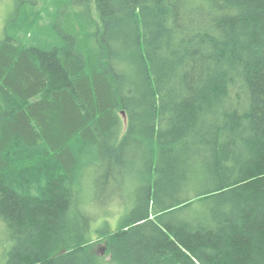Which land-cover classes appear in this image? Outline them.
Instances as JSON below:
<instances>
[{
    "label": "trees",
    "instance_id": "1",
    "mask_svg": "<svg viewBox=\"0 0 264 264\" xmlns=\"http://www.w3.org/2000/svg\"><path fill=\"white\" fill-rule=\"evenodd\" d=\"M72 8L0 40L4 264H264V0Z\"/></svg>",
    "mask_w": 264,
    "mask_h": 264
},
{
    "label": "rangeland",
    "instance_id": "2",
    "mask_svg": "<svg viewBox=\"0 0 264 264\" xmlns=\"http://www.w3.org/2000/svg\"><path fill=\"white\" fill-rule=\"evenodd\" d=\"M79 1L80 4L84 6L86 0ZM18 10H21L22 20L17 23V32H19V34L25 33L21 25L23 22H27L31 25L29 33L33 40H37L41 34V30L37 26V23H40L44 27L47 26V29L42 32L50 38L57 36L60 33V28L65 29L67 24L73 25L75 21L79 22L80 25L78 23L77 25L83 31L90 28V23L88 21L89 12L85 11L77 20L72 8V0H0V40L6 37L7 24L18 15ZM94 16H96V13ZM32 20H35V22L30 23ZM92 28L94 27L91 26V29ZM123 124L124 126L126 124L125 117H123ZM91 179L92 177L90 175L86 176L80 201H85L86 194L92 190L93 186L91 184ZM116 189L118 190L119 188ZM77 191L80 193L78 189ZM121 192L125 195L127 191L123 193L122 190ZM111 203H113V206ZM129 205H131V201H122L120 197L116 202L108 198H103L101 201H96L95 204L90 203V207L86 212H88V214H93V206H95V213L103 215L98 219L96 224L97 228L101 227L103 225V219L106 220L105 218H107L111 220V228L116 229L118 222L129 212V209H127ZM5 230V225L0 223V264H4L5 255L8 250V243L4 240L6 236ZM95 235L96 233L94 232L92 236ZM104 253L105 249L101 251V255H104Z\"/></svg>",
    "mask_w": 264,
    "mask_h": 264
}]
</instances>
